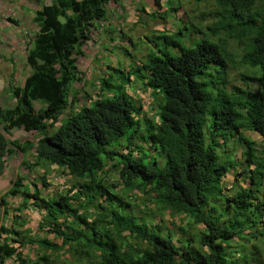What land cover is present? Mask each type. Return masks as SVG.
Returning <instances> with one entry per match:
<instances>
[{
    "label": "trees",
    "instance_id": "trees-1",
    "mask_svg": "<svg viewBox=\"0 0 264 264\" xmlns=\"http://www.w3.org/2000/svg\"><path fill=\"white\" fill-rule=\"evenodd\" d=\"M110 1L52 0L35 12L37 31L26 57L31 72L23 86L10 81L15 106L0 105V175L7 155L34 148L38 165H57L81 183L52 198L36 183L32 190L17 176L5 196L21 194L25 203L32 199L44 211L39 230L57 235L61 242L2 226L0 264L8 257L17 264H50L51 253L65 248L90 264H248L243 245L236 258L233 250L245 229L264 228V144L256 146L257 141L244 133L264 137V12L259 0H214V8L201 13L202 20L212 19L198 25L192 39L188 26L146 35L155 48L127 71L119 69L121 82L113 77L102 81L110 94L68 113L77 100L72 85L81 81L76 56L83 53L96 22L107 17ZM173 2L168 0L165 11L148 16L168 18L176 11ZM154 4L161 8L160 0ZM232 41L242 48L240 61L230 48ZM239 62L258 69L243 75L256 88L230 85L229 71ZM130 80H140L154 97L162 96L157 121L140 117L141 104L124 86ZM36 100L44 103L38 110ZM143 124L149 150L135 142ZM13 128L36 131V144L9 141L5 133ZM231 141L246 148L250 182L243 189L233 185L234 193L223 181L236 163L221 161L219 155L222 148L228 151ZM106 157L118 160L119 177L128 191L149 192L158 209L184 213L190 226L201 228L197 236L175 240L162 223L151 225L138 217L130 201L115 191L116 185L98 177ZM222 196L223 207L207 208ZM99 199L105 204L96 202ZM87 203L97 209L93 219L82 212ZM64 213L74 218L66 227L60 221ZM27 244L39 246L43 254L35 259L24 256L21 248ZM254 258L261 263L257 253Z\"/></svg>",
    "mask_w": 264,
    "mask_h": 264
},
{
    "label": "rangeland",
    "instance_id": "rangeland-1",
    "mask_svg": "<svg viewBox=\"0 0 264 264\" xmlns=\"http://www.w3.org/2000/svg\"><path fill=\"white\" fill-rule=\"evenodd\" d=\"M50 1L52 2V0ZM167 2L168 0H161V8L156 7V11H165L169 6ZM22 3L27 6L23 5L20 7ZM120 3L123 5H117L114 1L109 3L107 17L102 21L96 22L90 32V39L86 40L82 46L83 53L76 56L81 75V81L72 85V91L74 92L72 97L75 96L77 99L76 107L77 105L90 104L101 95H109L110 92L102 88V81L113 77L114 80L117 79L121 82L118 70L127 71L131 64L135 65L139 63L150 49L155 48L154 42L147 39L146 35L150 36L164 29L177 30L180 26H188L190 28L188 38H195L197 37L195 31L198 25L203 27L207 21L212 19V17H207L205 20H202L201 13L210 12L214 8V0H174L173 7L176 8V11L172 12L168 18H152L148 16L147 12L155 11L154 0H120ZM42 5H44L42 0H22V2H19V0H0L1 83L4 81L10 84V81H14L17 84V78L14 77L15 72L19 74V80H22L28 74L30 66L27 63L26 55L31 39L37 31V26L31 19V10L37 9ZM258 8L264 12V0L258 1ZM140 9L143 10L141 11ZM130 37L133 39L132 42L129 39ZM230 44L231 50L236 53L240 61L242 48L235 41H232ZM12 67L13 71L10 70ZM257 71V68L239 62L236 66H232L229 71L228 78L230 85L236 84L242 87L250 85L256 88L257 86L253 81L246 83L243 80V75H252L253 72ZM127 85L137 95L135 102L142 104L141 100H143V97L141 99L138 97L144 96L145 86L143 87L140 80H130L124 86L126 87ZM152 97L153 101L146 104L145 109L142 108L140 117L157 121L159 119L157 105L160 104L162 96L157 95L154 97L152 95ZM73 109L72 106L67 112L71 113ZM65 115L67 114L65 113L61 116L62 118L58 121L57 125L60 124L59 122H61ZM144 129H146L145 124H143L140 132L135 137V142L138 145H145L146 149L149 150L151 148L150 144L144 143L143 139L144 134L142 133ZM54 130L55 128L51 131ZM244 133L257 141L256 146L259 147L264 144V137L262 135L254 134L251 131H244ZM31 135L34 140L38 138L37 132H33ZM9 141L13 140L10 139ZM132 146H135V144H132ZM227 150L220 149V160L227 163L228 161H233L236 163V167L228 172L229 180H225L224 186L227 190L230 189L234 193L236 190L232 188L233 185L236 188L238 186V189L240 187L241 189L250 187L248 167L245 162L246 148L240 142L235 143L231 141L228 144ZM120 151L123 152L124 150L120 149ZM228 152L229 154H227ZM153 153L157 155L158 151H153ZM27 154L29 156L28 159H23L18 166L12 165L9 167L5 179H10L11 181H5L2 184L5 192L0 193V227L5 226L8 229H17L21 231L22 234L20 235H27L28 237L47 236L53 241L60 243L61 240L57 235L39 230L44 211L36 207L32 199L28 203H25L21 194L5 196V193H7L19 175L23 177V183L31 186L32 190L34 189L33 183H36L43 195L52 198H59L74 183L80 184L81 181L73 178L64 168L49 164L38 165L33 148ZM104 159L106 166L102 171L97 172L98 177L105 178L107 181L114 183L116 185L115 191L130 201L132 209L138 217L146 218L151 225L157 222L162 223L172 231L175 240L183 241L197 236L201 228L197 225L190 226L188 224V216L184 213L174 214L169 210L162 211L158 209L159 204H156V199L154 200V196L149 192H142L137 189L128 191L123 186L122 180L119 177V169L116 167L118 160H111L108 157ZM261 189L262 193H264V185ZM225 198L224 196L222 198L217 197V200L209 203L207 208L215 205L223 207ZM96 202L105 204L100 199L96 200ZM5 209L7 212H5ZM96 210L90 203L85 204L82 208V212L87 214L90 219L95 217ZM14 215L18 216L17 219H15ZM60 221L66 227L73 223L74 218L72 215L64 213L60 216ZM250 228L245 229V236L237 240L238 244L237 242L235 244L236 250H233V253H235L234 257L239 256L240 245H243V249L247 252L248 264H264V236L261 234L264 228L260 226H256V229L252 227L250 230ZM250 235H256V237H250ZM5 236L6 234H3V237ZM12 236L16 237L15 234ZM194 242L196 240H193ZM196 245L199 244L196 243ZM253 247L257 249L254 251ZM21 251L24 256L32 259L43 254L39 246L32 244L25 245L21 248ZM256 253L260 256L261 263H258L254 258ZM51 257L52 263L50 264H62L65 261H70L74 264H90L87 261H79L69 248H65L59 252H52ZM4 264H17V261L14 257H8Z\"/></svg>",
    "mask_w": 264,
    "mask_h": 264
},
{
    "label": "crops",
    "instance_id": "crops-1",
    "mask_svg": "<svg viewBox=\"0 0 264 264\" xmlns=\"http://www.w3.org/2000/svg\"><path fill=\"white\" fill-rule=\"evenodd\" d=\"M24 1H26V0H24ZM112 1H114V2H116V4L117 5H123V4H121L120 3V0H112ZM161 1V0H160ZM19 2H22V0H19ZM42 2L44 3V5H47V4H50L51 3V1L50 0H42ZM111 2V1H110ZM109 2V3H110ZM16 4V3H15ZM150 4V3H149ZM23 5H26V4H23L22 3V5L20 6V7H22ZM44 5H42L41 7H39V8H37V9H33V10H31L32 11V14H31V19L33 20V18H34V16H35V12L38 10V9H41ZM27 6V5H26ZM136 7V6H135ZM157 6H154V10L156 11L157 10V8H156ZM26 9H29V8H26ZM30 10V9H29ZM108 10H109V4H108ZM141 11H142V9H140ZM139 10V11H140ZM148 12H150V11H148ZM108 15V14H107ZM140 17H142V16H140ZM19 26V25H18ZM25 34H27V33H25ZM27 56V55H26ZM15 67V66H14ZM15 69H17V67H15ZM11 71H13V67L10 69ZM29 71H28V74H26L25 76H24V78L22 79V80H19L18 79V73L17 72H15V74H14V77L15 78H17V85H20V86H23L24 85V82H25V79H26V77L30 74V72H31V68L29 67V69H28ZM16 83V82H15ZM9 87H10V84L9 83H6V82H2L1 83V81H0V105L3 107V108H12V107H14L15 106V104H16V100H15V98H13L12 97V95H11V93H10V91H9ZM92 101V100H91ZM76 101H75V103H73L72 104V106H73V111H78L82 106H80V105H77V107H76ZM87 105H89V104H87ZM44 106V103L41 101V100H36V101H34V107H35V109L36 110H38V109H40V108H42ZM85 106V105H84ZM62 118V117H61ZM58 123V122H57ZM60 123V122H59ZM2 128H1V126H0V130H1ZM33 132H36V131H34V130H31V131H28V130H25L24 128H13V129H11L10 130V132H8V133H5V136H6V138L8 139V140H18V141H20V142H24V141H26V140H29V141H31L32 143H33V145L34 144H36V142H37V138L34 140L33 138H32V135L31 134H33ZM251 132H253V131H251ZM254 134H256L255 132H253ZM34 149V148H33ZM30 150H28L27 152H29ZM27 152H22V151H17V152H15V153H12V154H9V155H7L6 156V161H7V165H6V169H5V172L2 174V175H0V193H2V192H5V190H3V188H2V184H4V182L5 181H8V182H10L11 180L10 179H5L6 178V174H7V172H8V170H9V167L10 166H18L22 161H23V159H28L29 158V156H28V154H27ZM34 154H35V158L37 159V156H36V152H35V149H34ZM46 164H48V163H46ZM51 165V164H50ZM52 166H56V167H59V166H57V165H53L52 164ZM228 174V173H227ZM225 180H229V176L228 175H226L225 177H224V181H223V184L225 185ZM9 188V187H8ZM1 205V204H0ZM0 208H1V206H0Z\"/></svg>",
    "mask_w": 264,
    "mask_h": 264
},
{
    "label": "built area",
    "instance_id": "built-area-1",
    "mask_svg": "<svg viewBox=\"0 0 264 264\" xmlns=\"http://www.w3.org/2000/svg\"><path fill=\"white\" fill-rule=\"evenodd\" d=\"M143 87H144V85H143ZM126 89H127L128 93H129V95L136 101L135 98H137L136 97L137 95L134 92L131 91L130 87L127 86ZM144 91H145L144 96L138 97L139 99H141L143 97V100H141L142 104L140 103L143 109L146 108V104H149V103H151L153 101L151 89L146 88V90H144Z\"/></svg>",
    "mask_w": 264,
    "mask_h": 264
},
{
    "label": "clouds",
    "instance_id": "clouds-1",
    "mask_svg": "<svg viewBox=\"0 0 264 264\" xmlns=\"http://www.w3.org/2000/svg\"><path fill=\"white\" fill-rule=\"evenodd\" d=\"M127 86H128V85H127ZM127 86H126V87H127ZM126 90H127V89H126ZM127 92H128V91H127ZM128 94H129V93H128Z\"/></svg>",
    "mask_w": 264,
    "mask_h": 264
}]
</instances>
